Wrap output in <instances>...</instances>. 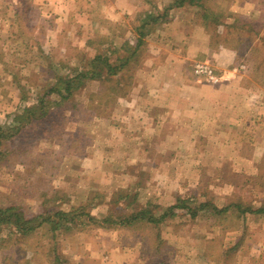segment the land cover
Listing matches in <instances>:
<instances>
[{
  "label": "rangeland",
  "instance_id": "obj_1",
  "mask_svg": "<svg viewBox=\"0 0 264 264\" xmlns=\"http://www.w3.org/2000/svg\"><path fill=\"white\" fill-rule=\"evenodd\" d=\"M15 1L0 0V20H6V23L0 22V206L13 207L12 212L24 210L28 217L68 211L73 207L82 210L84 207L101 219L105 215L100 207L107 195L112 197L106 205L108 214L115 217L129 215L139 208L151 209L155 215H161L169 207L179 204L182 206L175 209L176 214H168L159 224L143 220L130 226L111 227L117 229L122 243L133 249L139 248L132 251L134 264H191V260H197L199 264H264V171L256 181L251 172L232 171V166L227 165L233 161L227 162L223 168L213 159V170L201 175L194 168L187 171L188 159L194 157L165 156L160 157V164L165 168L160 174L151 169L158 157H146V170L137 167L132 173L134 182L130 186L93 190L83 202L81 200L86 196L80 193L75 197V193H79L78 180L82 175L79 169L83 159L89 157L92 143L99 140L102 133L103 126L98 119L109 118L117 97L122 98L128 93L135 82L136 72L144 66V44L131 59L124 61L132 52L130 49L126 52V48L129 44V48L135 47L138 39L137 28L131 26L141 23L144 11L154 16L164 15L161 18L165 19L172 6L182 0H144V6H139L132 15H124L118 22H110L108 18L106 21H91L87 17L86 11L93 18L94 15L99 18L95 6L100 0H80L81 4L77 5L80 11L74 8L72 0H65L68 9L64 10L65 18L63 13L56 12L50 16L51 12L44 7L47 0H18L21 2L18 13L14 11ZM246 1L250 5L237 6V10L232 8L233 4L244 0H208L205 3L212 12L210 23L215 40L247 53L245 45L257 42L256 65L251 67L250 61V67L245 68L249 63L245 61V64L241 62L230 69L220 70L210 59L196 61H209L215 71H222L220 74L224 71H258L254 80L263 87L264 94V0ZM184 2L187 4L188 0ZM55 14L61 17L57 19ZM249 16L254 23L247 21ZM227 18L233 21L231 25L225 23ZM244 22L249 23L248 27ZM125 39L129 40L127 47L123 46ZM97 53L107 55L114 65L125 62L120 74L89 80L83 89L66 99L67 104L64 102L63 107L56 104L62 100L57 93L44 97V93L57 85L61 78L73 77L79 70L89 68ZM195 77L199 82L210 83ZM115 83L118 88L122 87L117 96L110 92ZM43 100L52 106L48 115L43 119L36 116L21 132H16L17 126L28 121L27 109L41 105ZM196 159L199 165H204L207 158ZM191 165L195 167L197 163ZM193 180L199 182L197 188L188 187L187 183ZM236 180L243 186L224 188L222 185ZM151 181L155 182L152 188ZM161 181H165V188L160 186ZM182 183L185 187L179 186ZM157 190L160 193L152 196ZM140 194L146 202H139ZM116 199H120L119 203H112ZM247 209L263 211L253 215ZM67 225L71 229L59 236L63 244L57 240L53 244L49 224L38 227L39 232L25 236L0 224V261L20 264L23 259L31 258L35 262H44L51 254L55 255L54 260L63 261L62 254L58 259L56 252L64 244L71 261H77L73 253L75 249L69 246L76 243L78 232L106 228L84 217ZM222 229L225 236H214L220 238L209 243L207 256L197 251L199 245L193 246L192 234L196 233L198 237L209 231L214 235ZM223 244L227 247L223 248ZM93 248L92 243L91 253L98 255ZM95 262L96 259L90 264Z\"/></svg>",
  "mask_w": 264,
  "mask_h": 264
},
{
  "label": "crops",
  "instance_id": "obj_2",
  "mask_svg": "<svg viewBox=\"0 0 264 264\" xmlns=\"http://www.w3.org/2000/svg\"><path fill=\"white\" fill-rule=\"evenodd\" d=\"M205 1L208 0H196L187 4L185 2L181 6L171 8L170 14L165 19L160 17L154 30L144 38L146 48L144 66L136 72L135 82L128 93L122 98L117 97L109 118L98 119L99 124L103 126L100 129L102 132L100 139L92 143L89 157L84 158V163H81L79 172L82 175L78 180L77 191L79 193H75V197L80 193L86 196L81 202L88 199L93 190L130 186L134 182L131 178L136 168L146 170L144 164L146 157H158L157 163L151 165V169L158 173L165 170L164 165L160 164V157L165 156L194 157L188 159L190 165L187 171L194 168L201 175L213 170V159L223 168L227 162L233 161L231 165H227L232 166V171L251 172L256 181V177L264 171V94L263 87L254 80L258 71H227L224 78L212 84L199 82L192 70L193 62L203 59H210L220 70L230 69L245 61H249L247 64L244 63L245 68L250 67V61L251 67H254L256 59L253 52L258 44L247 43L245 45L247 53L245 50L240 51L215 40L210 23L212 12L209 11V7L206 8ZM80 2L72 0V5L79 11L77 5L81 4ZM145 3L144 0H100L95 6L99 13L98 19L95 15L93 18L87 11L85 13L91 21H106L108 18L110 22L111 20L118 22L124 15L134 14L139 6H144ZM201 3H204V8ZM14 4V11L20 12L21 2L16 0ZM249 5L248 1L244 0L239 4H233L232 8L237 10V6ZM44 7L47 12H51L50 16L56 12L63 13L64 18L66 15L64 10H68L65 0H47ZM89 10L92 9L89 7ZM144 13L145 11L140 21ZM56 14L54 16L57 19L61 17ZM247 21L254 23L251 16ZM0 22L6 23V20L2 19ZM232 22L229 18L225 20L229 25ZM244 23L248 27L249 23ZM130 25L129 21V27ZM136 26L138 25L133 24L131 28ZM128 39L124 42L129 41ZM60 42L63 43V40ZM201 156L207 158L204 165H199L200 162L196 159ZM172 162L178 164L175 160ZM193 163L197 165L192 167ZM194 181L196 180L188 182L187 186L197 188L199 182ZM238 181H234L235 184L226 181L222 185L224 188L239 187L241 184ZM150 183V188L154 187L155 182ZM164 185L165 181H161L160 186ZM183 185L184 183L179 184L185 187ZM157 192L159 194L160 190L152 196ZM141 197L140 194L139 202H146ZM110 198L111 195H107L102 202L104 204H101L103 215L109 212L106 205L109 204ZM157 202L160 203L161 200L157 199ZM250 214L256 215L251 212ZM50 231L53 232L51 233L53 244L56 240L63 244L59 241V236L64 230ZM221 231L214 235L207 231L198 237L194 233L191 235L195 239L192 244L199 245L197 251L207 256L209 243L220 238L214 236H225L224 230ZM37 232L38 229L31 235ZM17 234L23 236L21 233ZM78 237L75 244L68 245L75 249L73 253L78 258L77 261H71L67 245L64 244L61 250L56 252L58 259L62 254L63 261L54 260L55 255L51 254L44 262L41 260L35 262L29 258L23 259L20 264H90L94 259H96L94 264H134L131 259L132 251L139 250L122 243L116 228L80 230ZM92 243L93 250L98 255L94 253L92 255ZM221 246L227 247L226 244ZM79 255L85 257L79 258ZM89 255H92V258ZM190 263L199 264L197 260L193 262L191 260ZM0 264L10 262L0 261Z\"/></svg>",
  "mask_w": 264,
  "mask_h": 264
},
{
  "label": "trees",
  "instance_id": "obj_3",
  "mask_svg": "<svg viewBox=\"0 0 264 264\" xmlns=\"http://www.w3.org/2000/svg\"><path fill=\"white\" fill-rule=\"evenodd\" d=\"M184 1L185 0H182L177 4H174L172 7L183 5L185 3ZM188 2L194 3L196 2V0H188ZM162 16L163 15L161 14L154 16V14H152L151 12H147V11L145 12L144 17L141 19L142 23L136 26L138 30L137 31L138 39L135 47L129 48L130 46L129 41H125L123 44V46L126 47L129 44V46L125 50L126 52H129V49L130 52L132 51L131 55L125 56L124 58L125 62L131 59L132 55L136 54L137 50L142 46V44H144V38L154 30L156 22H158L159 18ZM258 47L259 45H257L254 48L253 56L255 55V52L258 50ZM125 62L123 63V65H114L109 59V57H107V55H102L100 53H97V55H95L92 58L89 68H87L86 70H79V72H77L73 77L68 76L61 78L57 85H54L53 87L49 88L44 93V97L46 96L48 97L52 93H57L62 100H60L56 104L61 105V107H63L64 102L65 104H67L66 99L75 95L80 89H83L87 85V82L89 80H101V78L104 75L109 77L116 75L118 76ZM104 69H106V71H103ZM121 88H118L117 83H115L114 88H111L110 92L111 94L117 96ZM126 91L127 88L125 90V93H127ZM52 103L55 104V102ZM50 108H52V106H50V104L48 105V103L44 100L42 101L41 105H35L33 107L28 108L26 116H28L30 119H28L27 117L28 121H26L25 124L21 126H17L16 132H21L22 129L26 127L27 124H29L31 121H34L36 119V116L39 119H43L44 115H48ZM119 200L120 199H116V201L112 200V203H119ZM91 201H93V199H91ZM180 206L182 205L175 204L169 207L163 213H161V215H155L151 209L139 208L136 211H132L131 214L129 215H122L119 217H115L111 214H107L103 216L101 219H98L90 212L86 211L84 207L82 210L73 207L71 210L68 211L59 210L54 213L45 212L44 214H38L37 216L34 217H28L24 212V210L18 212H12V210H14L13 207L10 208V207L0 206V224L8 225L10 228H12L18 233H21L22 235H27L28 233L35 231L38 227H41L44 224H49L51 226V230L54 231L59 229L64 231L69 230L71 229L67 225L69 222L74 224L77 221H81V219L83 220V217L85 218V220L89 222H94L97 225L106 228L118 227V226H130L143 220H146L151 223L159 224L168 216V214L170 215L176 214L175 209L179 208ZM246 211L255 213V212H261L263 211V209H257V210L247 209ZM188 212L191 213L190 211ZM191 215H194V212H192Z\"/></svg>",
  "mask_w": 264,
  "mask_h": 264
},
{
  "label": "built area",
  "instance_id": "obj_4",
  "mask_svg": "<svg viewBox=\"0 0 264 264\" xmlns=\"http://www.w3.org/2000/svg\"><path fill=\"white\" fill-rule=\"evenodd\" d=\"M194 74L200 79L210 83H218L224 76L225 72L220 74L215 71L213 65L209 61H196L193 64Z\"/></svg>",
  "mask_w": 264,
  "mask_h": 264
}]
</instances>
